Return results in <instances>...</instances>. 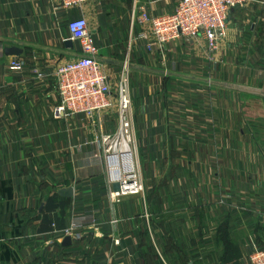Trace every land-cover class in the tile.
I'll return each mask as SVG.
<instances>
[{"label": "crops", "instance_id": "1", "mask_svg": "<svg viewBox=\"0 0 264 264\" xmlns=\"http://www.w3.org/2000/svg\"><path fill=\"white\" fill-rule=\"evenodd\" d=\"M140 1L152 14L172 8L170 0ZM58 4L0 0V180L12 188L9 199L0 182V253L5 245L18 256L0 264H174L179 255L168 243L187 264H246L264 246V131L245 112L255 95L264 102V0L230 10L212 60L202 37L148 51L134 39L137 27L129 48L133 0ZM79 16L107 75L114 78L128 56L132 156L145 200L127 195L112 205L117 183L106 164L83 165L104 149L101 137L117 130L115 108L92 117L52 114L59 98L51 75L80 55L66 27ZM9 46L22 50L24 72L10 69ZM33 66L45 78L31 74ZM68 186L72 198L57 194ZM85 209L100 221L62 245L68 219ZM18 219L20 236L11 230ZM149 237L159 244L156 254Z\"/></svg>", "mask_w": 264, "mask_h": 264}, {"label": "built area", "instance_id": "2", "mask_svg": "<svg viewBox=\"0 0 264 264\" xmlns=\"http://www.w3.org/2000/svg\"><path fill=\"white\" fill-rule=\"evenodd\" d=\"M58 7H80L89 1L101 0H58ZM172 8L167 13H150L140 0H133L129 18V43L134 28L139 33L134 37L141 40L143 46L150 51L158 47L162 51L167 44L177 39H193L202 37L205 51L209 60L219 48V43L227 34V22L230 10L236 6L252 4L257 0H170ZM69 39L77 41L80 55L74 61L59 64L51 77L55 83L59 101L53 109L56 119H70L78 115L92 117L111 108L117 113V130L104 134L101 137L104 149L93 151L84 162L88 166L106 164L107 174L110 177L113 163L116 166L130 157L132 165L125 173H120L116 180L117 187L109 192L110 202H121L127 195H139L144 200V184L136 171L133 161L134 112L130 96V63L128 56L123 59L114 78L107 75L103 64L98 59L99 49L96 45L94 33L89 31L87 20L82 17L69 19L66 24ZM130 48V47H129ZM10 69L15 72H24L25 63L17 56L9 62ZM31 74L42 79L45 74L38 67L29 68ZM127 140L130 145L126 151L121 150L120 140ZM124 158V159H123ZM112 164V165H111ZM100 221L98 211L85 209L79 215L73 213L62 231V236L73 237L79 231L92 229ZM113 221H115L113 219ZM114 243L119 244L117 240ZM246 264H264V247H260L248 254Z\"/></svg>", "mask_w": 264, "mask_h": 264}, {"label": "rangeland", "instance_id": "3", "mask_svg": "<svg viewBox=\"0 0 264 264\" xmlns=\"http://www.w3.org/2000/svg\"><path fill=\"white\" fill-rule=\"evenodd\" d=\"M262 61V65L260 66L263 70H264V60ZM263 66V67H262ZM251 101V102H250ZM249 101V104L246 107V113H248L251 117H258L260 120L257 119L256 124L259 125L261 127V129L264 131V102H263V98L261 96H254L252 97V100ZM131 147H133L132 142L130 143ZM84 166L87 167H92V166H88V164L84 163ZM136 171L138 172V169L136 167ZM140 175V174H139ZM141 177V176H140ZM142 178L143 184H144V178ZM48 193V191H47ZM63 209V204L60 206V210ZM149 242H151V248H149L153 253H158V243H157V247L155 242L151 239V237H149ZM169 247L168 250L171 254L178 256L179 255V259L175 261L174 264H186L185 262L188 261L187 255H180L176 253L175 247L174 246H170V243H168Z\"/></svg>", "mask_w": 264, "mask_h": 264}, {"label": "trees", "instance_id": "4", "mask_svg": "<svg viewBox=\"0 0 264 264\" xmlns=\"http://www.w3.org/2000/svg\"><path fill=\"white\" fill-rule=\"evenodd\" d=\"M0 182H1L3 192L10 199L11 194H12L11 186L8 185L5 181L0 180ZM12 221H13V219H12ZM22 222L23 221L21 219H18L14 223L11 222L12 223V229L11 230H12L13 235L20 236L23 233V226H22L23 223ZM1 246H2V250L0 253V260L3 263H10V262L15 263L18 260V256L16 254V251L10 249L8 246H5V245H1ZM261 247H264V246H261ZM150 253L152 254L153 252H150Z\"/></svg>", "mask_w": 264, "mask_h": 264}, {"label": "water", "instance_id": "5", "mask_svg": "<svg viewBox=\"0 0 264 264\" xmlns=\"http://www.w3.org/2000/svg\"><path fill=\"white\" fill-rule=\"evenodd\" d=\"M65 45L66 46H71L72 42L70 40H66L65 41ZM4 50V54L9 56H18L22 53V50H20L18 47L16 46H9L3 49ZM261 95L264 96V89L263 90H259L258 91ZM57 194L59 196H64L67 198H72L73 197V187L72 186H68V187H63L62 189H60ZM62 245H70V237L69 236H65L63 238L62 241Z\"/></svg>", "mask_w": 264, "mask_h": 264}, {"label": "bare ground", "instance_id": "6", "mask_svg": "<svg viewBox=\"0 0 264 264\" xmlns=\"http://www.w3.org/2000/svg\"><path fill=\"white\" fill-rule=\"evenodd\" d=\"M120 145H121L120 148L123 152L126 151V148L124 149V147L128 146V149L130 147V145L128 144V141L123 140V139L120 140ZM131 165H132V161H130V157L125 156V159L122 160V162L119 164V166L118 165L116 166V164L113 163V169H112L110 177L113 178L114 180H119L121 175L119 174L117 167H119L120 173L122 174V173L127 172L129 170V168H131L130 167Z\"/></svg>", "mask_w": 264, "mask_h": 264}]
</instances>
